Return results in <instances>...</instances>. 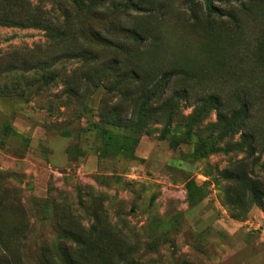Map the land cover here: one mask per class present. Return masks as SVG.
Here are the masks:
<instances>
[{
  "label": "rangeland",
  "instance_id": "obj_1",
  "mask_svg": "<svg viewBox=\"0 0 264 264\" xmlns=\"http://www.w3.org/2000/svg\"><path fill=\"white\" fill-rule=\"evenodd\" d=\"M0 259L264 264V0H0Z\"/></svg>",
  "mask_w": 264,
  "mask_h": 264
},
{
  "label": "trees",
  "instance_id": "obj_2",
  "mask_svg": "<svg viewBox=\"0 0 264 264\" xmlns=\"http://www.w3.org/2000/svg\"><path fill=\"white\" fill-rule=\"evenodd\" d=\"M220 1H222V2H227L228 0H220ZM206 7H207V10L208 11H216L218 14L219 13H221L220 12V10H217V9H213L212 10V7H210V4H207L206 5ZM26 16L24 13H19V14H16V15H8L6 18H4V19H2L4 22H7V21H9L10 23H23V20L24 21H27L28 20V17L27 18H21V19H15V20H13V19H9V18H11V17H20V16ZM46 21V23L48 24L46 27H48L49 28V25H50V23L48 22V20H45ZM104 42H106V40H104ZM220 117V116H219ZM187 188L189 189V186H187ZM70 258V257H69ZM71 259V258H70ZM72 260V259H71ZM73 261V260H72ZM5 262V260L4 261H2L1 259H0V263H4ZM77 264V263H76Z\"/></svg>",
  "mask_w": 264,
  "mask_h": 264
}]
</instances>
